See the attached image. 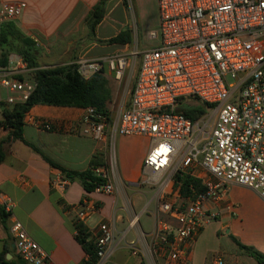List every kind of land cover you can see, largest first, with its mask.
<instances>
[{"label":"built area","instance_id":"obj_1","mask_svg":"<svg viewBox=\"0 0 264 264\" xmlns=\"http://www.w3.org/2000/svg\"><path fill=\"white\" fill-rule=\"evenodd\" d=\"M157 4L158 32L150 36H159V44L79 63L85 77L104 69L120 82L133 61L138 62L127 107L109 119L93 107L85 108L83 134L105 142H115L117 136H144L153 142L143 160L142 178L158 187L154 242L170 260L186 264L200 231L221 214L220 208L207 204H220L228 184L249 188L264 199V0H157ZM26 7V0H0V25L19 18ZM35 86L34 81L5 76L0 78V96L6 92L8 104L25 102ZM191 96L210 104L207 126L176 110L183 98ZM40 126L51 129L45 122ZM116 159L112 148V167ZM180 171L199 179L205 190L190 187L194 196H183L181 202L170 198L174 188L181 194L180 185L175 186ZM96 172L107 179L96 190L111 194L114 187L106 166ZM0 208L7 214L11 208L1 196ZM99 208L84 200L77 222L85 225ZM9 230L25 262H51L19 220L12 221ZM113 237L110 222L99 223L95 264H105ZM213 264L224 260L218 257Z\"/></svg>","mask_w":264,"mask_h":264},{"label":"crops","instance_id":"obj_2","mask_svg":"<svg viewBox=\"0 0 264 264\" xmlns=\"http://www.w3.org/2000/svg\"><path fill=\"white\" fill-rule=\"evenodd\" d=\"M98 1L26 0L27 7L19 18L0 25V78L12 76L33 81L29 78L33 69L19 52L26 47L24 38L34 43L40 68L92 62L126 50L130 43L108 42L121 30L130 28L126 3L109 0L93 34L86 19ZM133 2L143 7L145 0ZM154 3L158 15L157 0ZM130 29L134 42L135 33ZM157 44L159 40L154 46ZM135 47L140 51L145 49L139 43ZM6 97L3 91L0 122L3 109L12 105L5 102ZM85 113V108L78 107L33 106L24 119L23 137L37 150L20 139H13L11 129L0 124V143L4 146L0 196L11 204L7 219L0 218V263L31 264L18 255L9 230L12 221L19 220L49 254L48 264H87L89 257L76 237L75 223L81 203L89 200L100 207L85 222L90 239L95 240L101 222H110L114 229L105 264H179L155 244L156 194L140 186L144 184L143 160L153 142L147 137L148 142L132 139L141 136H118L115 142L98 141L83 134ZM42 122L50 124L51 129L42 128ZM112 148L117 157L115 167L111 166ZM42 154L69 170H85L95 157L99 158L106 165L114 191L111 194L98 190L87 192L79 180L65 179L61 170L53 167ZM173 190L175 193L170 198L183 201L177 189ZM154 203L156 213L151 209ZM229 204L233 211L226 208ZM207 206L220 208L221 214L200 231L190 246L186 264H213L218 257L224 264H261L240 252L232 236L264 253V199L249 188L231 183L220 204Z\"/></svg>","mask_w":264,"mask_h":264},{"label":"trees","instance_id":"obj_3","mask_svg":"<svg viewBox=\"0 0 264 264\" xmlns=\"http://www.w3.org/2000/svg\"><path fill=\"white\" fill-rule=\"evenodd\" d=\"M107 1L99 0L86 19L90 31L93 34H95L96 26L102 21L105 15ZM123 1L126 3V0ZM24 42L26 47L19 49V52L27 62L28 67L33 69L31 79L35 82L36 86L25 102L15 103L3 109V121L0 124L11 129L13 139H20L37 150V148L24 139L23 127L26 114L33 106L39 104L78 108L93 107L98 114L104 115L108 119L110 118L108 103L112 97V87L110 85L109 75L104 69L85 77L80 73L78 63L40 68L36 60L37 52L34 49V43L26 38H24ZM108 42L119 44L131 43L132 30L125 28L116 36L110 38ZM189 100L195 103H187ZM209 107L210 104L191 96L183 98L176 110L195 122L208 113ZM42 155L53 167L61 170L65 179L70 181L79 180L87 192L96 190L107 181L106 178L96 172V168L106 166L97 157L91 161L90 166L85 170H69L58 165L46 155ZM3 159L4 146L2 142L0 143V163ZM179 185L181 195L185 197L194 196V192L190 187H194L196 192L205 190V187L199 179L185 171H180L176 174L175 186L177 187ZM7 217L8 214L0 208V218L5 221ZM75 227L79 230V234L76 237L89 257L87 264H95L98 259L97 247L93 239H90L88 228L79 222L75 223ZM232 238L237 243L240 252L264 264V253L252 246L241 243L234 236ZM1 260L2 258L0 257Z\"/></svg>","mask_w":264,"mask_h":264},{"label":"rangeland","instance_id":"obj_4","mask_svg":"<svg viewBox=\"0 0 264 264\" xmlns=\"http://www.w3.org/2000/svg\"><path fill=\"white\" fill-rule=\"evenodd\" d=\"M137 2L132 3V0H126V5H127L126 20L128 21L130 28H132L135 33V41L134 42L132 41L128 45V48L124 50L128 52L134 49H138L135 47L137 46V43H139V46L141 48L147 49L153 47L159 40V36L157 38H153L150 36V31L152 29L158 32V24H159L154 0H145L143 7H141L140 3ZM137 68H138V62L137 60H134L133 63L130 65V67L124 73L123 79L120 82L115 81L113 78H111V76H109L110 85L112 87V97L108 103V108L112 118L117 117L119 113L125 107H127L130 100V92L133 87ZM31 77L32 75H30L29 78ZM187 103H195V102L189 100ZM207 120H208L207 114L201 118V121H203V123H205L206 126L208 125ZM132 139H134V142L149 141V139H147L144 136L136 137V138L132 137ZM116 163H117V159H116ZM142 175L143 177H145L143 171H142ZM140 186L150 189L152 192H155V194L157 195L158 187L156 185H148L144 183ZM152 192L150 193V195L152 194ZM155 198L156 197L154 196V201ZM155 204L156 203H154L151 208L152 210L154 209V213H156V206H154Z\"/></svg>","mask_w":264,"mask_h":264},{"label":"water","instance_id":"obj_5","mask_svg":"<svg viewBox=\"0 0 264 264\" xmlns=\"http://www.w3.org/2000/svg\"><path fill=\"white\" fill-rule=\"evenodd\" d=\"M8 258H10V255L8 256ZM0 264H6L5 262H1Z\"/></svg>","mask_w":264,"mask_h":264}]
</instances>
